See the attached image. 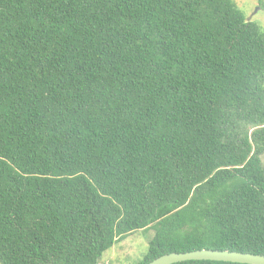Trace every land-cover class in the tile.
<instances>
[{
  "label": "trees",
  "instance_id": "16d2710c",
  "mask_svg": "<svg viewBox=\"0 0 264 264\" xmlns=\"http://www.w3.org/2000/svg\"><path fill=\"white\" fill-rule=\"evenodd\" d=\"M141 229L136 264L264 254V28L235 0H0V263Z\"/></svg>",
  "mask_w": 264,
  "mask_h": 264
},
{
  "label": "rangeland",
  "instance_id": "374dc122",
  "mask_svg": "<svg viewBox=\"0 0 264 264\" xmlns=\"http://www.w3.org/2000/svg\"><path fill=\"white\" fill-rule=\"evenodd\" d=\"M235 2L249 20L258 22L264 28V0ZM154 233V229L137 230L108 249L99 264H136L147 253Z\"/></svg>",
  "mask_w": 264,
  "mask_h": 264
},
{
  "label": "water",
  "instance_id": "95a60500",
  "mask_svg": "<svg viewBox=\"0 0 264 264\" xmlns=\"http://www.w3.org/2000/svg\"><path fill=\"white\" fill-rule=\"evenodd\" d=\"M188 260H215L248 264H264V254L217 249H198L187 252L167 253L154 259L148 264H173Z\"/></svg>",
  "mask_w": 264,
  "mask_h": 264
}]
</instances>
